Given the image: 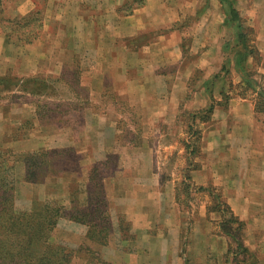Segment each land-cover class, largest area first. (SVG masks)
Here are the masks:
<instances>
[{"label": "rangeland", "instance_id": "374dc122", "mask_svg": "<svg viewBox=\"0 0 264 264\" xmlns=\"http://www.w3.org/2000/svg\"><path fill=\"white\" fill-rule=\"evenodd\" d=\"M111 2L115 0H3L5 17L24 23L22 19L32 15L30 19L36 22L29 28L41 25L38 38L31 44L17 42L14 35L9 40L0 33V77L15 83L0 85V106L4 105L6 117H11L6 125L9 132L4 141L0 138V154L12 166L10 178L14 179L16 206L29 207L34 199L66 201L71 188L88 183L89 172L96 168L109 213L106 244L88 240V227L66 219L58 220L52 232L54 242L73 249L87 245L111 264H144L145 256H161V239L169 238V229L176 225L181 232L176 238L170 236L180 242L186 261L169 264H264V200H248L251 206H262L263 210H258L257 215L253 212L247 223L239 219L230 222L226 210L220 213L213 209L215 197L226 203L222 194L225 187L209 184L205 188L191 183L192 172L200 167L207 153L201 148L200 124L191 121L190 114L204 112L211 104L213 112H217L216 108L231 110L233 101L241 99L254 106L256 97L240 87L241 75L231 50L235 31L223 23L219 2L120 0L116 7ZM148 2L151 4L144 10L145 17H150L155 8L158 10L154 23L139 18V9ZM235 3L242 4L236 7L244 29H248L250 46L254 47L246 71L264 89V0ZM173 83L186 88L178 120L185 128L181 136L160 137L154 132L159 122H151L146 115L152 112L156 119L159 113L153 108L158 97L167 96ZM95 97L99 103L94 102ZM191 101L196 102L195 107L185 108ZM9 105L14 110L9 111ZM85 114L89 115L85 118ZM92 114H96V132L88 128L94 126ZM255 116L264 124V114ZM164 131L169 133L171 129ZM9 144L11 147H7ZM134 147L154 149L148 156L157 166L154 163L150 170L165 181L177 179L173 185L174 202L171 204L165 197L162 210H155L158 202L153 197L154 191H169L165 183L155 188L133 183V171L139 177L141 173L146 175L145 167L139 166L142 155L135 157L139 160L134 162L135 167L131 164ZM233 149L230 157L239 167L235 169L237 174L239 150ZM43 152L52 155L42 156ZM222 153V149L217 151L221 158ZM249 162L245 160L243 165ZM27 166L38 182L25 180ZM252 171L259 175L262 168ZM229 185L234 187L235 183ZM257 185L251 191L259 192ZM117 187L137 198L143 197V191L148 193L149 199L144 196L143 201L149 218L144 217L147 224L149 219L152 222L145 233H136L130 216L124 212L126 204L117 201V195L123 196ZM200 192H209V210L216 213L209 218L212 224L206 257L199 255V241L191 235L198 219L197 208L207 201L198 195ZM82 256L79 253L71 264H85ZM159 258L151 263L166 262Z\"/></svg>", "mask_w": 264, "mask_h": 264}, {"label": "crops", "instance_id": "0c3cea01", "mask_svg": "<svg viewBox=\"0 0 264 264\" xmlns=\"http://www.w3.org/2000/svg\"><path fill=\"white\" fill-rule=\"evenodd\" d=\"M120 0H115L113 3L114 6H118ZM240 2V0H239ZM262 2V1H261ZM149 4L147 3L146 6H143L141 9H139V18H143L142 22H145L147 20H156V16L158 15L157 8H155L152 13L147 14L145 17L144 11L147 7H149ZM239 7L242 6L241 3H235V6L239 5ZM259 5V4H258ZM257 6V5H256ZM264 6V5H263ZM151 7V6H150ZM238 9V7H236ZM138 11V10H137ZM155 11V12H154ZM239 11V9H238ZM144 14V15H143ZM151 16L153 18H151ZM128 17H126L127 19ZM129 18H131L129 16ZM133 18V17H132ZM263 18V17H262ZM80 19V18H79ZM224 21V17L222 19ZM261 22H264L261 20ZM131 36V35H130ZM0 38L3 42V35H0ZM156 44V43H155ZM153 44V46H155ZM155 48V47H154ZM156 47L155 49H157ZM177 61V60H176ZM175 62V61H174ZM170 64H173L171 62ZM167 65H169L167 63ZM264 72V70H263ZM169 93L167 96L158 97L157 106L153 108V110H157V113H159L158 116H156V119L152 116V112H147L146 118L149 119L151 122L157 123L159 122V128L154 129V132L157 133L160 137L166 136V135H173V136H181L183 134V125L179 124V119L181 118V104L182 99L184 96V93L186 92V88L183 85L179 87V84L177 86L173 83L169 87ZM206 99V98H205ZM97 97H95L94 102L97 101ZM202 101H199L198 103H201ZM232 102V100H231ZM206 103V101H205ZM204 102L202 104H205ZM194 104L196 102H189L188 105H185V108H193L195 107ZM19 107V106H17ZM20 109V107H19ZM14 110V107L9 105V111ZM6 107L0 106V138L3 139L7 135L9 131H7L8 126L7 123L11 120V117H6ZM217 112H213L211 114V117L208 118L204 122H198L199 130L201 128L202 136H201V143L203 144L201 148L207 153V158L205 160L201 161L200 167H197L196 170H194L191 174V183L195 184L199 187H209V184L214 185H223L226 190H224L223 198L226 200V204L231 209L234 216H236L242 223H247V217L255 212V215H257V211H262V206L255 207L251 206L248 200H253L254 197L264 200V124L259 122L257 120V117L255 116L254 112V106L252 102L241 99L239 102L233 101V108L231 110H221L220 108H216ZM8 114H11L8 112ZM90 114V113H89ZM85 114V118L89 115ZM98 119L101 117L100 114H98ZM93 123L94 126L89 125V130H93L95 128L96 132V114H92ZM101 118L99 119L100 122ZM178 121V122H177ZM98 123V120H97ZM196 126L198 127V125ZM209 124V126H208ZM206 125L205 129L203 126ZM99 126V124H98ZM185 128V127H184ZM165 129H171V131L168 133H165ZM186 142V141H185ZM66 143H64L65 145ZM69 145V144H66ZM7 147H11V144H9ZM159 147V146H158ZM235 147L237 150V160L240 162V171L235 174V169L239 168L236 167L235 161L232 160L233 158L230 157L231 151H235L233 149ZM253 149L255 150H251ZM1 148V144H0ZM136 151L132 153L130 156L131 164L134 165V162L139 161L137 156L142 155V161L139 166L142 168L145 167L146 169V175L144 173H141L138 175V173H135L133 171V175H135V178L133 180L134 184L141 185V188H147L150 186H153L154 188L157 187L158 184L165 183L166 190L169 188V191L161 192L159 190L154 191V197L158 204L155 205V210L160 209L162 210V203L165 200V197L169 198L170 203L172 204L174 202V191H173V185L177 179L170 178L169 180H163L162 177H160L158 174H154V171L152 172L150 169L155 167L153 160V157L148 156V154H152L154 151V147H151L153 149L152 153L150 151V148H139L134 147ZM164 148V147H163ZM161 148L160 152H162L164 149ZM166 149V148H165ZM183 149V148H182ZM222 149L225 151V153H222V158L217 155V151ZM97 150V149H96ZM147 154V155H145ZM210 154L212 155V159H209ZM145 155V156H144ZM145 158V159H144ZM224 158V159H223ZM222 159V161H221ZM249 159V165H243L245 160ZM150 161L151 164L149 165L147 163H144L143 161ZM228 161V164L226 163ZM232 164H231V163ZM138 164V163H137ZM157 166V163H155ZM262 168V172L259 173V175L253 174L254 171L252 169L260 167ZM249 169L248 172H246ZM241 174V175H240ZM258 176V177H257ZM235 183L234 187H231L229 184ZM259 183V187L256 188L259 190V192L251 191L252 187H254L255 184ZM30 185V184H29ZM31 188V187H29ZM255 188V187H254ZM118 192H122V195H117V201H119V204H123L125 206L126 204V210L124 209V212L127 213L130 216V220L133 223V228L135 229L136 233L143 234L145 231H148L149 224L152 222L148 221L149 224L146 223L144 214L146 215V211H148L147 204L144 203L143 197L145 196V199L148 200L149 198L148 193L143 191V197L132 196L126 191H124L123 188H116ZM144 190V189H142ZM252 193H251V192ZM201 194H198L199 196L202 195V199L207 200L205 203H202L201 206L197 208V214L198 219L195 221V225L192 230V238L194 237L199 241L201 250L199 251V255L206 257L207 254V241L209 240V224H212L209 220L212 219L211 216L216 215V213L213 210H209V192L206 194L203 192H200ZM203 193V194H202ZM141 196V195H140ZM122 197V198H120ZM256 209V210H255ZM170 216V214H167ZM210 215V217H209ZM218 215H221L218 213ZM147 216V215H146ZM148 217V216H147ZM149 218V217H148ZM148 220V219H147ZM167 220H165L166 222ZM156 223V221H154ZM154 222L152 223L154 225ZM172 225V224H171ZM174 225V224H173ZM248 225V224H247ZM181 232V228L177 227L176 225L172 226L169 229V233L172 234L175 238L176 235ZM167 233V235L169 234ZM169 238L161 239V256H153L149 255L147 258V261L144 262V264H152L151 262H154L157 260V257H160L159 259L165 258L164 264L171 263H177V262H183L186 261V259L182 258L184 257L182 255V250H180L181 245L180 242L173 238L172 236ZM196 240V241H197ZM198 243V242H197ZM143 245L146 246L145 243ZM148 246V245H147ZM152 254V252H150ZM169 258V261H168Z\"/></svg>", "mask_w": 264, "mask_h": 264}, {"label": "trees", "instance_id": "16d2710c", "mask_svg": "<svg viewBox=\"0 0 264 264\" xmlns=\"http://www.w3.org/2000/svg\"><path fill=\"white\" fill-rule=\"evenodd\" d=\"M224 14L223 23L235 31L234 66L241 75V88L256 94L254 112L264 114V89L256 81L251 80V74L246 71L248 59L254 55V47L250 46L248 34L244 29L243 20L235 6V0H217ZM25 16L20 23L5 17L3 0H0V33L9 40L15 36L17 42L33 43L39 36V27H32L35 22ZM14 35V36H13ZM230 43L226 44V48ZM224 68V67H223ZM213 78H216L214 76ZM14 80L0 77V85H13ZM243 95V94H241ZM214 107L211 104L204 112L191 113V121L204 122L210 118ZM187 146V145H186ZM188 147V146H187ZM52 152H43L42 156H50ZM35 156V155H32ZM3 153L0 154V264H71L74 257L81 253L85 264H111L102 259L99 254L87 245L69 248L52 239V232L58 220L66 219L88 227L86 238L97 244L104 245L109 237V213L105 197L104 185L96 176V168H92L87 179L88 183L75 186L67 200H33L26 208H18L14 197V179L10 178L12 166L5 163ZM30 166V165H29ZM26 181L38 182L35 175L28 173ZM214 211L229 213V221L237 222L226 203L218 197ZM67 202V203H66ZM224 205V208L221 207ZM212 209V210H213ZM239 222V221H238Z\"/></svg>", "mask_w": 264, "mask_h": 264}]
</instances>
